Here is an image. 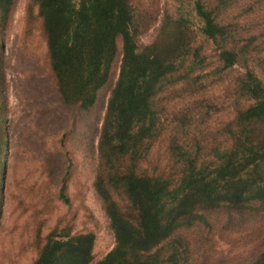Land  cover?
Returning <instances> with one entry per match:
<instances>
[{"label":"trees","instance_id":"1","mask_svg":"<svg viewBox=\"0 0 264 264\" xmlns=\"http://www.w3.org/2000/svg\"><path fill=\"white\" fill-rule=\"evenodd\" d=\"M178 1L157 38L140 47L132 0H35L65 104L91 110L119 54L121 62L100 131L94 181L115 246L95 262V233L73 235L66 228L47 237L34 264H183L179 232L204 212L264 210V61L248 58L247 46H240L235 30L220 19L233 0ZM14 2L0 0L4 18ZM199 38L219 48L214 74L245 67L234 81L235 114L224 125L223 138L210 147L193 130L192 113L169 123L158 102L169 86L208 76L197 74L205 69ZM3 83L0 73V146H7ZM207 107V114L218 109ZM166 134L169 166L149 171L143 165ZM62 196L66 200L63 190Z\"/></svg>","mask_w":264,"mask_h":264},{"label":"rangeland","instance_id":"2","mask_svg":"<svg viewBox=\"0 0 264 264\" xmlns=\"http://www.w3.org/2000/svg\"><path fill=\"white\" fill-rule=\"evenodd\" d=\"M132 2L141 29L140 47L157 38L167 13L180 4L177 0ZM220 19L235 30L240 46H247L248 58L264 61V0H233ZM197 44L202 45L205 65L197 74L208 76L169 86L158 102L169 123L180 113H192L193 130L210 147L223 138L224 125L235 114L234 81L245 67L239 64L214 74L218 46L205 38ZM120 62L119 54L91 110L65 104L51 71L35 0H15L5 18L0 11V73L8 106L7 146H0V264H34L47 237L66 228L73 235L95 233V262L114 248L115 235L94 181L100 131ZM208 104L218 109L207 114ZM167 148L166 134L155 143L143 167L168 168ZM116 199L125 204L121 197ZM203 214L179 232L184 240L183 264H264V210L217 209Z\"/></svg>","mask_w":264,"mask_h":264}]
</instances>
